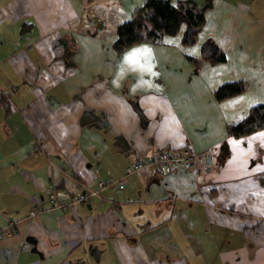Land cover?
I'll use <instances>...</instances> for the list:
<instances>
[{
  "label": "crops",
  "instance_id": "crops-1",
  "mask_svg": "<svg viewBox=\"0 0 264 264\" xmlns=\"http://www.w3.org/2000/svg\"><path fill=\"white\" fill-rule=\"evenodd\" d=\"M195 1L192 41L181 22L118 50L115 25L142 0H0V264H264V126L225 130L264 100V0ZM182 144L211 168L124 174Z\"/></svg>",
  "mask_w": 264,
  "mask_h": 264
},
{
  "label": "trees",
  "instance_id": "trees-1",
  "mask_svg": "<svg viewBox=\"0 0 264 264\" xmlns=\"http://www.w3.org/2000/svg\"><path fill=\"white\" fill-rule=\"evenodd\" d=\"M204 4L195 0H142L127 18L115 25L112 44L120 50L136 41H158L163 34L175 33L181 22L190 28L188 36L192 38L184 40L190 42L202 24ZM206 57L216 61L222 60L224 54L215 46ZM242 88L240 79L226 80L216 85L213 94L222 98ZM261 126H264V100L250 104L238 120L225 123V130L228 134L240 135Z\"/></svg>",
  "mask_w": 264,
  "mask_h": 264
},
{
  "label": "built area",
  "instance_id": "built-area-1",
  "mask_svg": "<svg viewBox=\"0 0 264 264\" xmlns=\"http://www.w3.org/2000/svg\"><path fill=\"white\" fill-rule=\"evenodd\" d=\"M196 160H198L196 162ZM212 160L210 153L207 149H202L200 151H195L193 148L186 144L165 147L157 150L152 155H147L144 157H136L131 160L124 170V174L128 172H137L141 174H148L155 170H166L176 166L191 167L196 174L207 171L211 168ZM123 177L117 178H102L96 181V185L88 189L89 193L96 192V189L107 183H121ZM47 199L52 202L55 200L54 190L50 188L47 194ZM74 199L85 201V197L80 191L74 192ZM59 204H63V200H58ZM41 203L34 202L29 206L28 213L33 214L39 207ZM9 220H7V224ZM10 232V229L0 228V236Z\"/></svg>",
  "mask_w": 264,
  "mask_h": 264
},
{
  "label": "water",
  "instance_id": "water-1",
  "mask_svg": "<svg viewBox=\"0 0 264 264\" xmlns=\"http://www.w3.org/2000/svg\"><path fill=\"white\" fill-rule=\"evenodd\" d=\"M182 19H184V16H182ZM87 20L92 26L97 27L101 19L98 18L95 12H89L87 15ZM189 29L190 28L188 26H185V28L183 29L182 36H181L182 40H191L192 37L188 36ZM26 240L31 243L30 250L38 252L37 248L35 247V240L33 239V237H31L30 235H27Z\"/></svg>",
  "mask_w": 264,
  "mask_h": 264
},
{
  "label": "snow or ice",
  "instance_id": "snow-or-ice-1",
  "mask_svg": "<svg viewBox=\"0 0 264 264\" xmlns=\"http://www.w3.org/2000/svg\"><path fill=\"white\" fill-rule=\"evenodd\" d=\"M140 50H136L134 52H132L130 54V56L128 57L129 61H136L137 59V53L139 52ZM145 52L147 51V49L144 50Z\"/></svg>",
  "mask_w": 264,
  "mask_h": 264
},
{
  "label": "rangeland",
  "instance_id": "rangeland-1",
  "mask_svg": "<svg viewBox=\"0 0 264 264\" xmlns=\"http://www.w3.org/2000/svg\"><path fill=\"white\" fill-rule=\"evenodd\" d=\"M182 32H183V30H182ZM181 35H182V33H181Z\"/></svg>",
  "mask_w": 264,
  "mask_h": 264
}]
</instances>
